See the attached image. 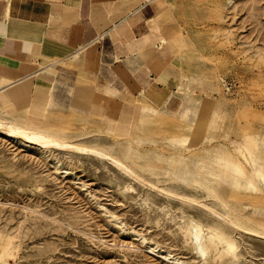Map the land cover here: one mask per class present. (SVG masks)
I'll use <instances>...</instances> for the list:
<instances>
[{"label": "rangeland", "instance_id": "rangeland-1", "mask_svg": "<svg viewBox=\"0 0 264 264\" xmlns=\"http://www.w3.org/2000/svg\"><path fill=\"white\" fill-rule=\"evenodd\" d=\"M157 49L172 108L101 43L0 90V121L138 177L0 134V264H264V0H157ZM209 226L233 248L201 251Z\"/></svg>", "mask_w": 264, "mask_h": 264}, {"label": "crops", "instance_id": "crops-1", "mask_svg": "<svg viewBox=\"0 0 264 264\" xmlns=\"http://www.w3.org/2000/svg\"><path fill=\"white\" fill-rule=\"evenodd\" d=\"M93 43L108 45L157 106L180 103L160 67L157 0H0V90L36 73L43 57Z\"/></svg>", "mask_w": 264, "mask_h": 264}, {"label": "bare ground", "instance_id": "bare-ground-1", "mask_svg": "<svg viewBox=\"0 0 264 264\" xmlns=\"http://www.w3.org/2000/svg\"><path fill=\"white\" fill-rule=\"evenodd\" d=\"M3 118V117H1ZM7 118V117H6ZM13 120V119H12ZM11 120V121H12ZM6 121V120H5ZM5 121H0V134H4L5 136H7L8 138H14V139H19L23 142H30V143H37L40 146H44V147H49L50 145H53L54 143L60 144L62 146H68L70 148L73 149H88L91 151L93 150V152L95 151V153L97 155H99L100 157H109L110 159H112V161H114L117 165H120L122 167H124L125 169H127L133 176L137 177L136 174L131 171L130 169L126 168L125 165H123L118 159H114L112 157H110V155L108 156V154L102 153L104 151L102 150H95L98 146H96V148L92 149L93 147H88V145L86 146H78V144H75L74 142H70L68 140H64L62 139H58L57 137L52 136L53 134L47 133L44 130H42L41 128H35V127H23L17 123L14 122H5ZM14 121V120H13ZM23 125V124H22ZM26 126V125H25ZM93 146V145H92ZM105 146V144H104ZM95 147V146H94ZM109 147V146H108ZM107 150V149H106ZM109 150V148H108ZM102 157V158H103ZM213 173V172H210ZM214 174V173H213ZM236 176V175H235ZM263 172H262V175ZM237 177V176H236ZM138 178V177H137ZM264 180V177H263ZM194 182V181H193ZM236 185V184H235ZM215 196V195H214ZM186 200L187 198H183V200ZM188 201H190L189 199H187ZM224 201V200H222ZM202 205V204H201ZM204 205V204H203ZM222 205V202H221ZM247 205V204H246ZM244 205V206H246ZM207 206V205H204ZM214 207V206H213ZM237 209V208H236ZM213 212H215L214 214L217 215H221V213H218L217 211L213 209H211ZM238 213V212H236ZM218 215V216H219ZM243 215V214H242ZM241 215V216H242ZM223 216V215H221ZM244 216V215H243ZM233 217V216H231ZM223 218V217H222ZM246 219V218H244ZM229 220V219H228ZM230 221V220H229ZM247 221V219H246ZM245 221V222H246ZM228 222V221H227ZM231 222L234 224H238V222L235 220H231ZM226 225V224H225ZM228 225V224H227ZM236 226V225H235ZM234 227V226H232ZM241 227V224H240ZM250 227V226H248ZM236 228V227H235ZM253 228V227H252ZM240 229V228H239ZM246 229V228H245ZM248 229V228H247ZM225 230V229H224ZM224 230H218L215 226H209L208 230L206 231V233H202L200 230H198L197 228L193 231V236H195L196 240L199 241L198 242V248L203 251H213L214 254L219 255L220 253H222L224 251L225 248L231 249L233 248V243L232 240L229 238V236L226 234V231ZM261 231V230H260ZM251 232V231H250ZM256 233V232H255ZM262 235V234H261ZM264 235V234H263ZM10 254L9 248L5 249L3 252V255H8ZM3 256V257H4ZM1 257V256H0ZM2 257V258H3ZM7 257V256H5ZM1 260V258H0ZM6 260V258L4 259V261ZM2 264V263H1Z\"/></svg>", "mask_w": 264, "mask_h": 264}]
</instances>
